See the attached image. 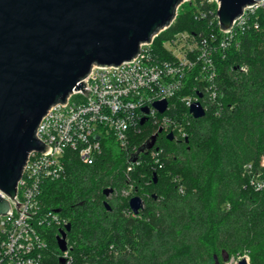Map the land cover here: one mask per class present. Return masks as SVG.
I'll return each mask as SVG.
<instances>
[{"label": "trees", "instance_id": "obj_1", "mask_svg": "<svg viewBox=\"0 0 264 264\" xmlns=\"http://www.w3.org/2000/svg\"><path fill=\"white\" fill-rule=\"evenodd\" d=\"M216 14L214 2L184 1L173 22L154 38V52L172 59L163 42L178 32L220 38ZM256 20L258 28L238 35L228 48L216 46L219 111L207 109L204 117L192 118L186 139L169 141L159 133L151 149L137 153L155 132L146 122L131 135L127 149L112 136L104 137L94 164L65 150V175L43 184L40 208L58 212L71 224L68 264L207 263L219 251L229 256L241 249L249 250L250 264H264V190L255 191L241 174L244 163L264 155L263 9ZM241 65L246 73L239 70ZM200 78L198 67L186 68L170 101L180 112L188 111L180 98L202 89ZM157 148L161 152L153 156ZM135 154L139 162L128 170ZM129 185L133 192L124 197L121 189ZM105 188L113 190L108 197ZM134 193L144 201L138 214L128 205ZM45 229L46 262L61 264L59 229Z\"/></svg>", "mask_w": 264, "mask_h": 264}, {"label": "built area", "instance_id": "obj_2", "mask_svg": "<svg viewBox=\"0 0 264 264\" xmlns=\"http://www.w3.org/2000/svg\"><path fill=\"white\" fill-rule=\"evenodd\" d=\"M207 1L216 3L218 9V0ZM259 9L264 10V0L245 5L228 30L220 28L216 14L214 18L220 38L215 34H210L207 39L186 31L178 32L163 42L172 59L162 58L154 52L152 42L160 31L149 43L140 44L139 53L131 61L124 60L118 67L93 64L82 79L87 84L83 88L90 90L87 95L81 89H73L65 104L52 105L39 121L35 136L50 148L46 153L31 150L27 155L14 196L22 206L17 207L15 201L0 191V195L10 202V212L0 215V264H47L45 228L57 226L59 230L64 229L68 221L56 211H42L40 194L46 181L58 180L65 175L63 157L66 149L75 151L83 163L94 164L101 153L104 137L112 136L120 148L127 149L131 135L140 131V125L149 122L155 126L152 135L161 129L158 134L164 133L166 137L172 132L171 141H181L187 138V128L194 118L189 112L192 103L199 102L205 112L210 109L217 113L220 87L213 52L218 44L226 49L238 35L258 28L256 13ZM188 67L199 68L203 87L197 90L201 96L196 93L180 98L188 110L185 114L179 111L175 101H170L181 88ZM239 70L246 73L247 67L241 65ZM160 100L167 101L163 112L153 106ZM144 107L148 108L147 113L142 111ZM143 117L146 120L141 124ZM159 152L161 150L157 148L152 155ZM138 162L136 156L129 163L128 170ZM241 174L255 191L264 190V155L257 161L244 163ZM131 189L129 185L123 193L129 194ZM68 251L67 244V250L61 252L65 264L70 262Z\"/></svg>", "mask_w": 264, "mask_h": 264}, {"label": "water", "instance_id": "obj_3", "mask_svg": "<svg viewBox=\"0 0 264 264\" xmlns=\"http://www.w3.org/2000/svg\"><path fill=\"white\" fill-rule=\"evenodd\" d=\"M184 1L0 0V191L17 207L22 204L14 199L16 186L28 153H46L50 148L35 136L46 111L56 103L65 104L73 89L87 95L90 90L83 88L87 84L82 79L93 64L118 67L124 60L131 61L141 43H149L172 23ZM218 1L217 16L224 30L245 5L255 2ZM153 106L163 112L167 101H155ZM142 111L147 113L148 108ZM189 112L194 118L205 116L199 102L192 103ZM145 120L143 117L140 123ZM158 132L137 153L151 148ZM166 139L171 141L173 133L169 132ZM153 177L156 182L155 173ZM112 191L105 188L103 194L108 197ZM104 204L110 209L107 201ZM128 205L134 214L144 209L138 195L131 196ZM9 212V200L0 195V215ZM70 229L67 223L59 230L56 242L60 252L67 250ZM222 259H228L225 251ZM59 262L64 264L65 258L60 257ZM237 264L247 261L242 258Z\"/></svg>", "mask_w": 264, "mask_h": 264}, {"label": "rangeland", "instance_id": "obj_4", "mask_svg": "<svg viewBox=\"0 0 264 264\" xmlns=\"http://www.w3.org/2000/svg\"><path fill=\"white\" fill-rule=\"evenodd\" d=\"M124 189L126 188H123L121 189V195H123L124 197L130 195L131 192H133V189H131L129 191V194L128 193H123ZM153 194H156L155 192H153ZM133 195H137V194H133ZM147 197V196H146ZM229 205H227L228 207ZM215 257L217 258V260L219 261V264H236L238 260L242 259V258H246L247 261H248V264H250V259H251V256H250V253H249V250L247 249H241V250H238L236 252H233L231 254H229L228 256V259L226 262H223L222 261V256H221V252H217V254H215ZM191 261H193V264H215V261H208L207 263H198V259H192ZM187 264V262H186Z\"/></svg>", "mask_w": 264, "mask_h": 264}]
</instances>
